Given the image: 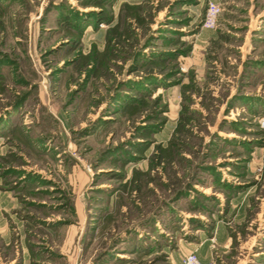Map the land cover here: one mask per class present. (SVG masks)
Masks as SVG:
<instances>
[{
  "label": "rangeland",
  "instance_id": "rangeland-1",
  "mask_svg": "<svg viewBox=\"0 0 264 264\" xmlns=\"http://www.w3.org/2000/svg\"><path fill=\"white\" fill-rule=\"evenodd\" d=\"M92 1L0 0L3 264H264V0Z\"/></svg>",
  "mask_w": 264,
  "mask_h": 264
},
{
  "label": "crops",
  "instance_id": "crops-1",
  "mask_svg": "<svg viewBox=\"0 0 264 264\" xmlns=\"http://www.w3.org/2000/svg\"><path fill=\"white\" fill-rule=\"evenodd\" d=\"M13 218V217H12ZM14 219V218H13ZM13 221L11 220L10 222H12V225L9 222V217L6 214H0V255L2 256V251L1 249L4 248L5 246H12L13 240L8 241V239L11 237V234H13V230L15 227H13ZM21 247L24 250L23 254L24 256L27 255V257H25L24 261L27 260L29 261L28 264H30V255H29V250L27 248V244H25L24 241H21ZM26 248V249H25ZM213 254L212 251H210V248L207 247L205 248H201L200 252H198V256L201 260L207 262L209 260H211V255ZM64 255L66 256V260H71V256H68L67 259V252L64 253ZM2 257H0V264H3ZM5 264V263H4ZM48 264H51V262H48Z\"/></svg>",
  "mask_w": 264,
  "mask_h": 264
},
{
  "label": "built area",
  "instance_id": "built-area-1",
  "mask_svg": "<svg viewBox=\"0 0 264 264\" xmlns=\"http://www.w3.org/2000/svg\"><path fill=\"white\" fill-rule=\"evenodd\" d=\"M223 11L220 3L210 1L208 3L207 12L204 20V26L208 28H215L218 23V18ZM182 264H217L214 259L207 262L201 260L196 250L189 252L182 258Z\"/></svg>",
  "mask_w": 264,
  "mask_h": 264
},
{
  "label": "trees",
  "instance_id": "trees-1",
  "mask_svg": "<svg viewBox=\"0 0 264 264\" xmlns=\"http://www.w3.org/2000/svg\"><path fill=\"white\" fill-rule=\"evenodd\" d=\"M86 3H93V5H96V6H102V5H104V3H103L102 0H94L92 2H86Z\"/></svg>",
  "mask_w": 264,
  "mask_h": 264
}]
</instances>
